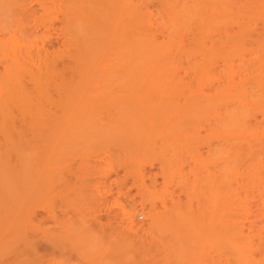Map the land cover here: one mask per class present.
<instances>
[{
	"label": "bare ground",
	"instance_id": "1",
	"mask_svg": "<svg viewBox=\"0 0 264 264\" xmlns=\"http://www.w3.org/2000/svg\"><path fill=\"white\" fill-rule=\"evenodd\" d=\"M32 1L29 6L24 0H0V203L17 204L16 209L19 205L21 262L38 264L36 203L51 187L58 153L67 149L62 147L66 145L62 128L71 126L79 139L87 130L107 126L109 120H129L136 103L145 107L155 102H136L128 95L124 103L117 97L119 103L114 104L109 99L116 92L111 89L167 86L181 95L186 92L182 100L156 106L184 132L187 127L195 131L191 128L196 126L197 136L199 129L205 132L199 139L206 142L207 151L200 160L191 157L194 181L186 191L197 197L201 192L210 205L258 204L264 217V0ZM29 19L43 32L32 33ZM51 38L60 39V46L49 51L45 46ZM23 75H29L32 91L25 87ZM13 103L15 116L9 110ZM142 179L133 180L140 192L146 188ZM162 205L160 213L145 209L149 230L139 229L140 239L176 256L174 264L180 263L178 258L191 264L200 246L196 233L194 237L191 233L196 230L194 211L181 209L175 201ZM127 211L125 215L132 216ZM129 223V229L137 231L132 219ZM253 229L247 231L250 236L263 230ZM237 232L231 243L235 264H264V251L256 254L264 250L256 248L264 245L262 235L256 246L247 233ZM222 233L218 232L226 235ZM189 245L191 251L196 248L192 253ZM227 258L222 262L217 256L212 263L230 264L232 259Z\"/></svg>",
	"mask_w": 264,
	"mask_h": 264
},
{
	"label": "rangeland",
	"instance_id": "2",
	"mask_svg": "<svg viewBox=\"0 0 264 264\" xmlns=\"http://www.w3.org/2000/svg\"><path fill=\"white\" fill-rule=\"evenodd\" d=\"M32 2V0H24V3L29 6ZM31 21H29L30 24L32 23L30 31L35 35L42 33L43 29L36 30ZM48 33L52 32L49 31ZM51 39V42L48 40L49 42H46L47 46H45L49 47V51L56 50L60 46V39H57V42L56 38ZM24 77H26V80H22L27 82V84L24 83L25 87L31 90L29 86L32 85L30 84L29 75ZM140 86L132 91L109 90L111 93L116 92L109 99H112L111 101L114 104L119 103L118 98L121 100L120 103H124L128 95L134 97L136 102L141 99L155 101L151 106L145 107L136 103L130 112L129 120L123 118L117 123H110L111 120H109L107 126H99L100 128L97 127L93 131L90 129L85 133L82 132L84 134L79 136L84 137L85 135L87 142L82 141L83 137L78 139V135L71 130V126L65 125L62 128L65 130H62V145L66 144V147H62L67 149L62 150L64 156H61V151L58 153L60 156L54 160L56 161L53 165L54 170L52 168L51 187L39 196L38 203H36L38 248L34 259L38 264L41 261L42 264H155L156 262L157 264H174L176 256L171 258L173 255L170 254L171 257L170 255L167 256L166 253L151 247L144 238L140 239V230H147L146 224L150 221L146 214L144 215L145 209H148V211L146 210L147 213L158 212V210V213H160V211H163V202L169 207L171 202L175 201L181 209L194 211L193 220L195 219L196 224L194 229L197 231L191 233L193 237L196 233L197 244L202 245V247L198 245L196 248H199L202 253L199 249L195 251L196 248L191 251L193 241H196L195 238L191 237L194 240L192 246H188L190 252L195 251V253H198L194 254L196 259L192 258L194 260L193 264H211L212 261L215 263L217 256L222 262H225L226 258L229 257L227 259L231 258L232 260L228 262L232 263L233 261L235 264L234 256L231 255V243L235 242V234L239 230L245 235L247 233L249 238H253L252 241L254 240L253 243L256 246H258V242L261 243L258 237L264 238V217L260 214L261 206L258 204L210 205L208 198V201L205 197L203 198L201 192L202 195L198 192V197L200 195L202 197L200 196L201 198L198 199L196 195H194L195 197L192 195L191 190L186 191L185 188H191L194 181L191 170L194 163L191 157L195 158L196 156L195 159L200 160V157L205 156L207 151V146L204 145L206 142L202 141L200 136L201 134L205 136V132L199 129V135L197 136V126L191 128V130L196 129V134L193 130L188 131L189 127L186 128L187 132H184L179 125V127L172 125L167 120L166 113L161 115V110L156 106H159L157 103L167 102L169 99L182 100V96H186L187 93L181 95V92L173 91L172 87L167 89V86H159L153 90H144ZM94 98L100 99V96ZM9 110L14 116L16 115L15 103L11 105ZM12 121H15V118ZM67 135L68 138L65 139ZM199 137L201 138L199 139ZM76 145L79 146L76 147ZM69 147H71L70 150H68ZM65 151H69V153ZM162 160L166 161L163 167H161ZM140 173L142 174L141 177L138 176ZM143 177L144 179H142ZM140 178L146 181V188L143 189L146 193L142 189H140L141 192L136 189L137 185L134 184L136 182L133 180H137L138 183L141 181ZM198 183L197 185H200V182ZM139 194H142L143 198ZM42 200L44 201L42 202ZM199 200H206L205 204L208 207L204 204V201H200L202 204L200 202L198 204ZM2 203H0V264H24L23 261L21 262L22 259H19L18 254L19 241L17 239H19L18 233L22 226V219L18 210L19 205L16 209L17 204L5 203L7 205L2 206ZM139 203L143 210L140 209L142 207ZM152 205L153 208H151ZM200 205L201 207H198ZM11 206H14L13 209ZM197 208H200V213L199 211L197 213ZM127 209L132 211V216L125 215L123 211ZM149 210L153 211L149 212ZM14 211L16 213H13ZM128 211L126 214L130 215V211ZM1 213L6 214V217L2 216ZM194 216H200V219H196ZM129 219L135 222L134 225H136L135 229L137 228V231L129 229ZM260 224L262 225L260 226ZM257 227L263 229L262 232L260 231L259 236H250L247 231L250 229L255 230ZM133 232H136L135 235L137 232L139 233L135 236ZM218 232L219 234L225 232L226 235L224 234L222 237ZM130 233L132 234L130 235ZM211 233L213 234L211 235ZM204 236H206V240ZM261 241L264 243V240L261 239ZM261 244L260 247H255L262 248L264 245L261 246ZM260 250L264 251L262 249L256 250L258 251L256 254L264 253ZM187 251L189 250L187 249ZM254 256L257 257L258 255L256 256L254 253ZM169 257L173 263H171ZM178 260L182 264L183 260L180 258ZM184 262H187V260Z\"/></svg>",
	"mask_w": 264,
	"mask_h": 264
}]
</instances>
